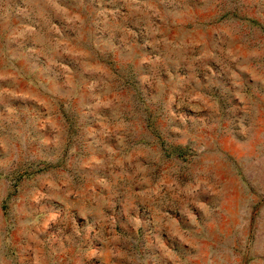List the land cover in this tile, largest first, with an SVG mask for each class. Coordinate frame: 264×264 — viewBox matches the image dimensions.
I'll use <instances>...</instances> for the list:
<instances>
[{"label": "rangeland", "instance_id": "obj_1", "mask_svg": "<svg viewBox=\"0 0 264 264\" xmlns=\"http://www.w3.org/2000/svg\"><path fill=\"white\" fill-rule=\"evenodd\" d=\"M0 264H264V0H0Z\"/></svg>", "mask_w": 264, "mask_h": 264}]
</instances>
